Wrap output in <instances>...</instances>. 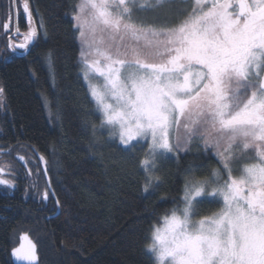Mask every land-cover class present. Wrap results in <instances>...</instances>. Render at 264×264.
<instances>
[{"label": "snow or ice", "instance_id": "1", "mask_svg": "<svg viewBox=\"0 0 264 264\" xmlns=\"http://www.w3.org/2000/svg\"><path fill=\"white\" fill-rule=\"evenodd\" d=\"M165 2L80 0L72 12L80 73L99 126L139 155L144 192L158 188L160 161H179L193 145L217 158L219 166L207 174H199V165L185 169L180 195L152 225L146 251L155 264H264V0H192L190 11L166 25L138 17ZM23 11L28 29L21 33L17 23L22 39L8 45L20 55L39 31L47 36L44 17L38 30L27 0ZM46 63L55 85L51 51ZM4 92L0 87V103ZM50 104L45 98L50 118L59 119V105L54 112ZM11 151L0 149V155ZM18 159L27 165L23 155ZM39 160L47 176L48 162L43 155ZM5 174L11 165H0ZM0 186L15 182L0 178ZM40 195L44 201L55 195L51 181ZM205 204L215 208L202 215ZM20 239L12 256L38 264L37 245L27 235Z\"/></svg>", "mask_w": 264, "mask_h": 264}, {"label": "trees", "instance_id": "2", "mask_svg": "<svg viewBox=\"0 0 264 264\" xmlns=\"http://www.w3.org/2000/svg\"><path fill=\"white\" fill-rule=\"evenodd\" d=\"M177 1L183 0L168 3ZM79 2L27 0L38 30L44 17L47 36L39 31L27 52L0 63L5 90L0 146L12 148L10 177L15 179L9 202L0 193V264H14L11 252L22 233L37 244L39 264H155L146 251L152 225L173 207L185 169L199 165L203 175L219 166L211 149L205 154L193 145L192 151L180 153L179 161H160L158 188L144 192L139 155L123 150L99 126V113L80 73L81 45L72 20ZM49 51L54 54L55 85L46 63ZM45 98L54 112L59 105V119L50 118ZM21 155L26 166L18 159ZM40 155L48 162L55 192L47 201L40 195L48 182ZM202 208V215L213 210L207 204Z\"/></svg>", "mask_w": 264, "mask_h": 264}, {"label": "flooded vegetation", "instance_id": "3", "mask_svg": "<svg viewBox=\"0 0 264 264\" xmlns=\"http://www.w3.org/2000/svg\"><path fill=\"white\" fill-rule=\"evenodd\" d=\"M25 0H0V63H5L8 60H10L15 55H20L19 52L22 50H16L13 52L9 49L8 45L10 42V39L13 43H19L22 39L21 36L15 35V27L18 23L19 28L21 30V33H24L28 29V21L25 17L24 11H23V4ZM29 6V5H28ZM17 12L19 15L17 16ZM9 24V29H4V24ZM12 56V57H11ZM4 103L5 99L2 103H0V113L4 109ZM11 147H1L0 149H8ZM12 149V148H11ZM12 155V151L10 154H4L0 155V165H11L10 156ZM12 168V165H11ZM11 174H5L3 176H0V178L3 179H9V180H15L12 177H10ZM14 188H7L5 186H0V193L4 196L7 202L10 201V197L14 194ZM9 191V192H8Z\"/></svg>", "mask_w": 264, "mask_h": 264}, {"label": "rangeland", "instance_id": "4", "mask_svg": "<svg viewBox=\"0 0 264 264\" xmlns=\"http://www.w3.org/2000/svg\"><path fill=\"white\" fill-rule=\"evenodd\" d=\"M170 1H174V0H170ZM154 2L155 0H153V3ZM177 2H171V3L165 2L154 9L138 12L137 15L141 20L149 24L159 25V23H163V24L174 23L180 16L181 12L183 10L187 11L188 9H190L192 4V0H183ZM181 7L182 10L180 9ZM125 40L126 43H132L130 38L126 37ZM207 205L212 206L213 209L215 208V205H210V204Z\"/></svg>", "mask_w": 264, "mask_h": 264}, {"label": "water", "instance_id": "5", "mask_svg": "<svg viewBox=\"0 0 264 264\" xmlns=\"http://www.w3.org/2000/svg\"><path fill=\"white\" fill-rule=\"evenodd\" d=\"M43 168H45V165H44V164H43ZM46 178H47V181H50L49 173L47 174ZM23 235H27V236L29 237V239H31V240L33 241V243H35L34 240L30 237V235H29L28 233H22V234L20 235V237L23 236ZM20 244H21V239L19 240V243H18V245H17L16 247H19ZM35 244H36V243H35ZM36 245H37V244H36ZM16 247H15V248H16ZM37 254H38V246H37ZM11 256H12V252H11ZM12 260H13L14 264H28L27 261L16 260V258H14L13 256H12ZM38 264H39V254H38Z\"/></svg>", "mask_w": 264, "mask_h": 264}]
</instances>
